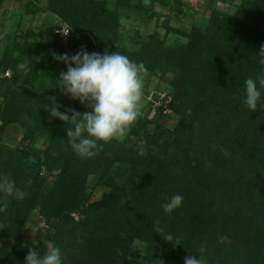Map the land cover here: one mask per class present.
Returning a JSON list of instances; mask_svg holds the SVG:
<instances>
[{
  "label": "trees",
  "instance_id": "1",
  "mask_svg": "<svg viewBox=\"0 0 264 264\" xmlns=\"http://www.w3.org/2000/svg\"><path fill=\"white\" fill-rule=\"evenodd\" d=\"M47 2L51 12L83 35L89 53L116 51L118 8L162 16L131 0H116V9L106 0ZM153 2L171 12H180L182 7L179 1ZM241 8L235 13L213 9L204 28L194 26L187 32L172 24L178 12L166 14L159 26L167 33L184 35L186 44L169 47L156 30L139 51H119L148 69L162 64L174 74L167 107L182 115L174 141L186 143L188 132H195L209 143L196 162L183 155V147L171 161L163 151L144 157L138 148L129 146V137L105 144L94 158L77 157L67 141L65 129L70 125L49 120L44 110L45 104L51 106L50 97L62 105L61 111L89 110L56 89L55 81L66 65L52 58L57 71L42 89L36 83L43 63L33 59L27 75L18 68L27 55L36 58V48L16 41L6 49L0 62L3 71L11 68L14 73L0 82L6 100L0 104V126H26L24 138L28 139L29 131L42 135L45 147L9 149L0 144V175L10 174L27 193L22 201L9 198L7 213H0V224H7V229L0 230V264L25 263L31 245L25 241L23 227L36 209L50 225L57 220L56 233H49L48 240L61 248L63 264H184L189 254L198 258L197 249L205 242L208 264H264V110L259 107L264 104V90L257 112L242 103L245 79L264 70L258 62L264 45V0H245ZM79 42L65 45L56 36L51 48L71 56L78 52ZM152 140L159 144V137ZM32 154L37 164L29 159ZM42 167L50 174L55 169L59 172L48 181ZM128 173L132 195L123 202L120 192L124 189L112 176ZM93 175L95 183L91 184ZM96 185H109L111 190L103 189L102 197L92 201ZM176 193L184 197L182 206L165 213L161 205ZM157 219L166 232L175 233L181 245L157 254L161 244L168 247L152 230ZM219 235H227L229 241L219 243ZM6 238L13 240L12 250L2 246ZM136 241L144 242L145 255L139 256L134 249ZM36 249L43 254L47 245L40 243Z\"/></svg>",
  "mask_w": 264,
  "mask_h": 264
},
{
  "label": "rangeland",
  "instance_id": "2",
  "mask_svg": "<svg viewBox=\"0 0 264 264\" xmlns=\"http://www.w3.org/2000/svg\"><path fill=\"white\" fill-rule=\"evenodd\" d=\"M133 5L139 2L150 10H156L162 13V16H151V11H141L139 9L118 8L116 0H106L107 5L120 11V27L117 32L114 43L115 50L121 51H139L149 40L150 35L154 31H159L164 43L169 46H177L187 43L184 35L174 31L167 33L165 28L159 25L163 21L166 14L177 15V10L171 12L168 7L153 0H131ZM181 2V11L178 12V19H172V24L179 30L190 31L192 27L199 26L204 28L208 23L209 16L213 9L220 11L235 13L241 11V5L245 0H177ZM176 0H172V4H176ZM62 24H68L59 15L48 9L47 0H0V60L6 49H10L12 43L16 41L28 42L36 48V58L44 67L40 69L36 85L42 89H46L54 74L57 71V65L53 63L51 45L56 41V30ZM158 24V26H157ZM69 25V24H68ZM70 26V25H69ZM71 27V26H70ZM74 29V28H72ZM110 52H113L110 49ZM163 67V68H162ZM10 74L14 71L7 69ZM6 70V71H7ZM0 62V82L5 77V72ZM174 74L167 71L161 64L153 70L147 68V74L144 80V95L142 98L143 107L142 115L132 126L130 132L125 137H129L128 144L133 148H138L144 157H150L158 152L168 156L170 161L175 151L183 149V155L187 156L191 161L203 155L205 147H208V141L204 137L198 136L192 132H188L185 138L187 141L180 145L174 138L176 137V129H178L182 115L172 108L167 107L170 103V88ZM1 84V83H0ZM5 96L0 92V104L5 103ZM191 112V110H187ZM197 124V123H196ZM26 126L18 123H11L4 127L0 126V144L9 149L16 147H27L31 145L34 150L43 149L45 147V137L37 133L29 131L28 139L24 138L27 132ZM198 132V131H196ZM159 137V144L153 142L152 139ZM124 138V139H125ZM123 139V140H124ZM177 147V148H176ZM163 155V156H164ZM29 159L37 164L38 158L33 154ZM44 177L48 181L54 180L59 169H55L51 174L46 167L41 169ZM117 185L123 187L120 197L123 202L129 201L132 195L131 173L125 174L124 177L112 176ZM91 184L95 183V176L89 179ZM96 185L91 193V200L95 201L102 197L103 189L111 190L109 185ZM126 194H130L126 197ZM54 225L57 220L53 219ZM46 222V218L36 209L28 217L24 227V236L27 244L31 247H37L40 243H47L49 233H56L55 226ZM176 239L175 233H172ZM3 247L12 250L14 246L13 240L6 238L1 241ZM177 245L168 242L165 249L162 244L159 246L158 253L167 252L176 248ZM139 256L145 255V244L142 241H136L133 245ZM132 250V249H131ZM25 264V263H24Z\"/></svg>",
  "mask_w": 264,
  "mask_h": 264
},
{
  "label": "clouds",
  "instance_id": "3",
  "mask_svg": "<svg viewBox=\"0 0 264 264\" xmlns=\"http://www.w3.org/2000/svg\"><path fill=\"white\" fill-rule=\"evenodd\" d=\"M71 30L62 29L58 34L67 37ZM52 58L63 62L67 70L61 71L55 83L63 95L78 100L89 109L83 113L74 109L61 111L62 105L50 97L51 106L45 104L44 110L49 113V120L55 118L66 122L67 141L74 154L81 159L96 157L107 143L123 141L132 126L142 115V98L147 68L142 62L131 60L119 51L89 53L81 49L74 55L51 52ZM259 64L264 66V45L259 52ZM33 58L27 55L19 63L18 68L25 75L33 66ZM264 90V70L255 78L248 77L244 81L242 103L251 111L257 112L258 104ZM264 110V104H259ZM71 113V115H69ZM0 213H7L9 198L22 201L27 193L17 186L10 174L0 175ZM184 197L173 194L161 205L165 213L171 214L180 208ZM7 229V224H0V230ZM153 232L159 234L167 242L181 245L171 232L161 227L160 220L153 222ZM229 241L227 235H219L218 242ZM207 244L201 243L196 255L185 257L184 264H208L206 259ZM25 264H63L61 248L54 242L47 243L46 251L41 254L35 247H30L25 257ZM161 264L163 262L161 261Z\"/></svg>",
  "mask_w": 264,
  "mask_h": 264
},
{
  "label": "built area",
  "instance_id": "4",
  "mask_svg": "<svg viewBox=\"0 0 264 264\" xmlns=\"http://www.w3.org/2000/svg\"><path fill=\"white\" fill-rule=\"evenodd\" d=\"M62 29L65 30H71L69 35L67 37H64L59 33V31H62ZM56 34L59 36V39L65 44L69 45L72 40H80L79 45H78V51L81 49H85L86 51L90 52V47L86 40L84 39L83 35L79 32H76L74 29H72L68 24H62L60 27L57 28ZM10 72L7 70L5 72V76H8Z\"/></svg>",
  "mask_w": 264,
  "mask_h": 264
}]
</instances>
